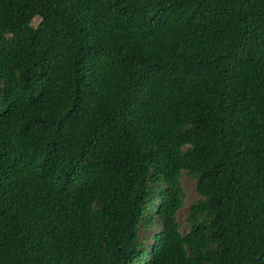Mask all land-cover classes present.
I'll use <instances>...</instances> for the list:
<instances>
[{"label": "trees", "instance_id": "trees-1", "mask_svg": "<svg viewBox=\"0 0 264 264\" xmlns=\"http://www.w3.org/2000/svg\"><path fill=\"white\" fill-rule=\"evenodd\" d=\"M0 264H264V0H0Z\"/></svg>", "mask_w": 264, "mask_h": 264}, {"label": "rangeland", "instance_id": "rangeland-1", "mask_svg": "<svg viewBox=\"0 0 264 264\" xmlns=\"http://www.w3.org/2000/svg\"><path fill=\"white\" fill-rule=\"evenodd\" d=\"M183 186H184V190L186 193V206L185 209L183 211H181V213H186L187 211V207L196 200L197 198V194L195 192V183L193 180L189 179V178H185L183 181ZM181 220H183L181 218ZM149 233V232H148ZM151 234V233H150ZM149 234V235H150ZM142 237H146L145 235L142 234Z\"/></svg>", "mask_w": 264, "mask_h": 264}]
</instances>
